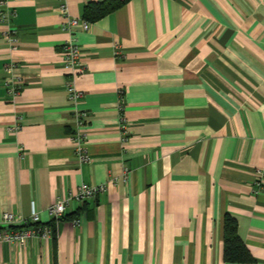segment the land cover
<instances>
[{
    "label": "crops",
    "instance_id": "0c3cea01",
    "mask_svg": "<svg viewBox=\"0 0 264 264\" xmlns=\"http://www.w3.org/2000/svg\"><path fill=\"white\" fill-rule=\"evenodd\" d=\"M0 1L17 30L12 49L0 22V229L4 213L32 212L54 229L0 243V264H264V0L128 1L75 33V107L61 7L82 19L104 0ZM75 108L89 163L71 141ZM81 184L105 190L70 202L78 226L52 221ZM225 214L250 262L223 259Z\"/></svg>",
    "mask_w": 264,
    "mask_h": 264
},
{
    "label": "built area",
    "instance_id": "2783aa9c",
    "mask_svg": "<svg viewBox=\"0 0 264 264\" xmlns=\"http://www.w3.org/2000/svg\"><path fill=\"white\" fill-rule=\"evenodd\" d=\"M61 13L66 18V22L62 25L68 34V39L62 45L63 51V65L67 69L68 78L66 81V93L68 99L76 106L77 102L82 98L83 94L75 86V78L79 72L83 70L81 63V54L75 33L77 31H87L90 27V23L84 19L71 17L68 9L65 6L61 7ZM15 11L5 6L4 1H0V22L7 24L8 28L4 33V37L9 46L14 49L17 43V30L12 24L13 18H15ZM117 52L116 54H118ZM14 65L9 64L5 66V71L11 74V77L6 82L7 90L11 94H16L21 88V81L18 77L12 76ZM123 106L120 105L122 111ZM88 119L87 113L74 109V121L76 125L75 132L71 138L74 145L76 154L81 163H89L90 158L85 151V135L80 130ZM121 129L123 134L126 133L125 125L121 120ZM258 176L264 179V170L258 171ZM105 187L100 186H88L81 184L76 193L67 197L66 199H59L52 205L49 210V216L52 221L58 222L65 215L67 206L70 202L74 201L81 204L87 200L94 199L99 193L103 192ZM1 222L5 226L4 229H0V243L9 244H24L28 239H42L51 240L53 237V229L49 226H39V217L36 212H32L29 220L22 218L20 215H13L11 213H4L1 216ZM74 225H79V220L72 221Z\"/></svg>",
    "mask_w": 264,
    "mask_h": 264
},
{
    "label": "trees",
    "instance_id": "16d2710c",
    "mask_svg": "<svg viewBox=\"0 0 264 264\" xmlns=\"http://www.w3.org/2000/svg\"><path fill=\"white\" fill-rule=\"evenodd\" d=\"M128 1L130 0H104L99 3H90L84 7V15L82 19L91 23L120 9ZM78 215L79 213L76 211L69 216H63L61 219L70 218V220L73 221L78 219ZM222 233L223 259L228 263L250 262L251 257L237 235V223L235 219L228 214H225L222 219Z\"/></svg>",
    "mask_w": 264,
    "mask_h": 264
}]
</instances>
